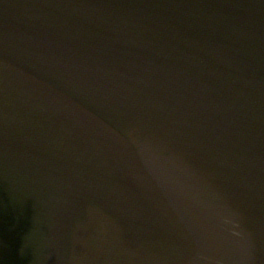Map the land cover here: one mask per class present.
I'll return each mask as SVG.
<instances>
[{
	"label": "water",
	"instance_id": "obj_1",
	"mask_svg": "<svg viewBox=\"0 0 264 264\" xmlns=\"http://www.w3.org/2000/svg\"><path fill=\"white\" fill-rule=\"evenodd\" d=\"M0 264H264V0H0Z\"/></svg>",
	"mask_w": 264,
	"mask_h": 264
}]
</instances>
